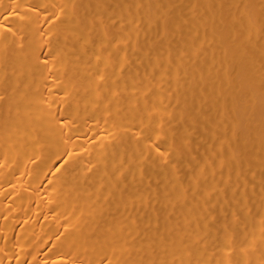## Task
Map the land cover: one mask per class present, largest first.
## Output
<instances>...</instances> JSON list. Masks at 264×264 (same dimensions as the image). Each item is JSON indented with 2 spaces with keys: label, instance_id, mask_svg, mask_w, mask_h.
Wrapping results in <instances>:
<instances>
[{
  "label": "bare ground",
  "instance_id": "1",
  "mask_svg": "<svg viewBox=\"0 0 264 264\" xmlns=\"http://www.w3.org/2000/svg\"><path fill=\"white\" fill-rule=\"evenodd\" d=\"M0 264H264V0H0Z\"/></svg>",
  "mask_w": 264,
  "mask_h": 264
}]
</instances>
